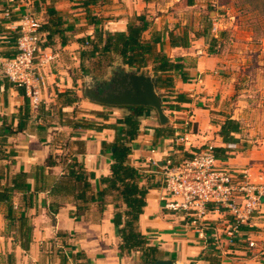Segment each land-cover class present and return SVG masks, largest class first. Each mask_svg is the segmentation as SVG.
Here are the masks:
<instances>
[{
	"label": "crops",
	"instance_id": "0c3cea01",
	"mask_svg": "<svg viewBox=\"0 0 264 264\" xmlns=\"http://www.w3.org/2000/svg\"><path fill=\"white\" fill-rule=\"evenodd\" d=\"M204 4L205 0H0V56L15 54L17 39L13 35L18 32L13 27L27 12L42 22L47 39L43 46L55 55L44 67L48 85L43 89V101L38 109L32 107L24 88L0 77V190L14 186L15 182L19 185L10 203L0 200V264H140L131 255H119L120 236L113 222L112 203L107 204L102 218L97 216V205L86 214L77 215L72 199L50 194L64 171V164L57 156L62 153L74 152L95 173L92 182L96 189L102 187L100 177L110 173L112 154L103 142L115 140L120 128L117 130L112 125L117 124L119 117L131 113L130 105H101L77 93L79 99L74 104L61 106L58 93L75 89L78 72L83 73L84 82L89 75H98L80 67L82 54L89 47L87 41L97 30L127 31L129 19L140 14L149 21L144 39L151 41L160 36L156 50L183 62L184 67L169 74L173 75L174 84L167 88L160 87V73L153 69L151 60L141 69L116 62L107 72L117 65L137 72L157 71V86L170 119L162 124L151 107L148 115L140 117L138 136L131 142L129 161L139 170L142 184L151 186L139 228L150 244L158 246L163 258L178 264H216L210 260L214 251L220 259L218 264H264V196L260 210L242 227L234 242L228 243L223 233V242L216 244L212 230L203 235L187 227L180 215L161 209V173L149 163L153 156L159 160L182 157L191 149L212 143L224 148L222 158L232 167L247 172L255 182L264 181V138L261 145L251 147L247 129L242 126L231 142H225L220 135L221 124L227 117L243 123L246 105L228 103L234 89L220 74L221 58L217 52L210 51L203 28L179 13L185 7L193 11ZM8 7L13 9L11 18L5 15ZM50 10L55 11L53 17L61 20L53 26L55 32L51 37L43 28ZM183 38L187 45L185 41L182 43ZM184 72L188 80L182 78ZM78 103L91 104L98 110L96 115L88 112L73 117L69 109H75ZM114 108L117 111L113 112ZM77 119L90 126L74 127ZM188 120L193 126L187 133ZM260 123L264 124V118ZM166 124L174 129V135L156 137L158 127ZM68 128L71 129L68 138L72 141L66 150L62 144L66 134L62 130ZM179 133H186L189 139L185 147L175 141ZM229 143L236 146L229 147ZM152 147L157 149L156 153L151 151ZM50 155L56 161L53 165H48ZM21 172L25 174L20 176ZM209 218L222 231L231 221L217 213ZM251 241L255 243L253 246L249 244ZM212 247L215 250L211 252Z\"/></svg>",
	"mask_w": 264,
	"mask_h": 264
},
{
	"label": "trees",
	"instance_id": "16d2710c",
	"mask_svg": "<svg viewBox=\"0 0 264 264\" xmlns=\"http://www.w3.org/2000/svg\"><path fill=\"white\" fill-rule=\"evenodd\" d=\"M54 13V10H50V18L43 25L44 30L49 31V37L55 32L53 26L59 25L61 22L59 17H53ZM148 27L149 21L146 16L140 14L129 19L127 31L97 30L94 36L87 41L89 47L82 54L81 69L87 73L105 75L109 67L116 62L141 69L151 60L153 69L160 73L158 80L160 87L173 86L174 77L169 74L182 69L184 63L174 61L164 52L156 50V43L160 40V36L154 37L151 41H146L144 32ZM211 29L212 24L209 21L202 34L204 36L209 35L210 51H215L219 39L215 35L210 36ZM18 36L19 33L13 35L16 39ZM46 40L44 44H46ZM185 40L183 38L182 43ZM187 43L188 41L184 42L185 45ZM182 78L188 80L185 72ZM58 98L62 101L61 106L72 105L79 99L75 91L68 90L59 92ZM130 107L132 109L131 113L119 117L117 124L112 125L117 130L120 128L117 131L115 140L112 143L103 142L104 148L109 149L112 154V163L110 173L101 176L99 179L102 187L99 189L94 187L92 180L95 178V173L89 171L78 160L74 152L69 151L57 155L64 164V171L54 182L50 194L72 199L76 206L77 215L86 214L93 205H97V216L102 218L107 204L112 203L114 205L113 222L120 236L119 255H129L138 251L140 252V261L149 263L163 258L158 246L150 244L146 235L139 228V218L146 205V196L151 186L142 184V176L139 170L130 163L129 154L132 152L131 142L139 133L140 117L148 115L151 107L147 105H130ZM79 120L74 121V127L85 128L90 126V124ZM119 125L121 127H118ZM241 126L239 120L227 117L221 124L220 135L225 142H231L234 140V133L242 129ZM167 135H174V129L169 127L168 124L161 125L156 130V137ZM215 151L218 156L222 157L221 152L224 151V148L215 147ZM190 155L189 152L185 154V156ZM54 163H56L55 158L50 155L48 165ZM24 174V172H21L19 175ZM18 186L15 182L14 186L2 188L0 190V200L10 203L13 192L16 188H19ZM58 205L60 206L61 203H58ZM214 250L215 247H212L211 252ZM217 256L218 253L214 251L210 260L216 264L220 263Z\"/></svg>",
	"mask_w": 264,
	"mask_h": 264
},
{
	"label": "built area",
	"instance_id": "2783aa9c",
	"mask_svg": "<svg viewBox=\"0 0 264 264\" xmlns=\"http://www.w3.org/2000/svg\"><path fill=\"white\" fill-rule=\"evenodd\" d=\"M12 10L11 7L5 9L7 18H11ZM219 28L218 22L212 23V32L217 33ZM13 29L19 33L17 52L12 56H0V77L24 88L32 107L38 109L43 101V89L48 85L44 67L55 55L43 46L45 31L33 13L22 14ZM192 126L191 120L186 121L185 132L192 130ZM188 140L186 133L175 137V141L184 147ZM235 146L229 143V147ZM151 151L156 153L157 149L152 147ZM189 153L190 156H168L163 160L155 156L149 158L152 168L161 173V209L180 215L187 227L203 235L212 230L216 244L223 242V233L226 241L233 243L242 227L260 210L264 181L255 182L247 172L232 167L216 154L212 143L191 149ZM212 213L231 219L228 228L220 230L215 220L209 218Z\"/></svg>",
	"mask_w": 264,
	"mask_h": 264
},
{
	"label": "rangeland",
	"instance_id": "374dc122",
	"mask_svg": "<svg viewBox=\"0 0 264 264\" xmlns=\"http://www.w3.org/2000/svg\"><path fill=\"white\" fill-rule=\"evenodd\" d=\"M181 10L180 15L188 18V22L192 18L193 25L203 30L209 21L211 24L218 22L220 28L216 35L219 42L213 52H217L221 58L220 74L234 89L227 101L245 103L242 114L246 118L243 119L242 127L247 129V139L250 140L248 143L251 147L261 145L264 138V124L260 123V119L264 118V0H205L203 6L195 7L193 11L188 7ZM223 32L225 33L221 35ZM212 33L214 32L210 30V36ZM209 42L208 35L207 43L210 44ZM110 72L111 70L107 75H89L85 82L83 73L78 72L73 91L86 100V84L97 87L101 80L110 82L113 77ZM69 111L70 115L78 117L81 113L88 112L96 115L98 110L89 103H78L75 109L72 107ZM112 111L117 110L114 108ZM62 131L66 134L62 142L63 148L67 150L72 141L68 138L71 129ZM129 255L140 261V252L135 251Z\"/></svg>",
	"mask_w": 264,
	"mask_h": 264
},
{
	"label": "water",
	"instance_id": "95a60500",
	"mask_svg": "<svg viewBox=\"0 0 264 264\" xmlns=\"http://www.w3.org/2000/svg\"><path fill=\"white\" fill-rule=\"evenodd\" d=\"M112 85L101 92L97 87L86 84V96L97 102L108 105H147L153 107L158 113L160 122H169L164 105L162 94L157 86L158 72H151L145 69L137 72L127 69L125 66L112 68ZM111 77V76H110ZM107 81L101 80L99 86L104 88ZM140 264H178L170 258L157 259L156 261Z\"/></svg>",
	"mask_w": 264,
	"mask_h": 264
},
{
	"label": "flooded vegetation",
	"instance_id": "af4514ba",
	"mask_svg": "<svg viewBox=\"0 0 264 264\" xmlns=\"http://www.w3.org/2000/svg\"><path fill=\"white\" fill-rule=\"evenodd\" d=\"M111 85H112V82H111V80H110V82H108V81L106 82L104 88H101L99 85H98L99 87L97 86V88H98L101 92H103L105 88L110 87Z\"/></svg>",
	"mask_w": 264,
	"mask_h": 264
}]
</instances>
